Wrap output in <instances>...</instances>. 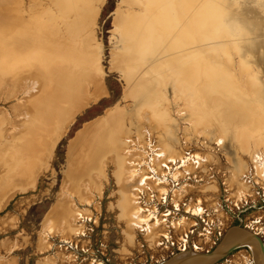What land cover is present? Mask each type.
Masks as SVG:
<instances>
[{"label":"rangeland","instance_id":"obj_1","mask_svg":"<svg viewBox=\"0 0 264 264\" xmlns=\"http://www.w3.org/2000/svg\"><path fill=\"white\" fill-rule=\"evenodd\" d=\"M2 18L0 264L264 242V0H0ZM209 264L256 261L244 242Z\"/></svg>","mask_w":264,"mask_h":264},{"label":"bare ground","instance_id":"obj_2","mask_svg":"<svg viewBox=\"0 0 264 264\" xmlns=\"http://www.w3.org/2000/svg\"><path fill=\"white\" fill-rule=\"evenodd\" d=\"M1 25H0V27H4L5 28V31H8L9 30V27H10V25L12 26V24L10 23L9 24V22H8V20L7 21H5L3 18H2V22L0 23ZM226 77V76H225ZM198 78H199V76H198ZM226 79L227 80H229V78L228 77H226ZM79 102V100L77 101V103ZM146 108V107H145ZM146 119V118H145ZM148 120V119H147ZM146 124V123H145ZM150 124H152V123H150ZM139 127V126H138ZM39 128V127H38ZM134 128V127H133ZM131 129V128H130ZM135 129V128H134ZM136 129H137V127H136ZM40 130V129H39ZM139 130V129H138ZM121 131V130H120ZM142 131V130H141ZM7 132H9V131H7ZM36 132V131H35ZM41 132V131H40ZM123 132V131H122ZM118 133V132H117ZM131 134V133H130ZM18 135V134H17ZM116 136V135H115ZM34 137V136H33ZM139 137V136H138ZM115 138V137H114ZM125 138V137H124ZM123 138V139H124ZM34 139V138H33ZM91 140V139H90ZM89 140V141H90ZM92 140H93V138H92ZM92 140H91V142H92ZM32 141V140H31ZM97 141V140H96ZM95 141V142H96ZM98 142V141H97ZM115 142V141H114ZM125 142V141H124ZM90 143V142H89ZM97 144V143H96ZM30 146V145H29ZM88 146H90L89 144H88ZM122 146H124V145H122ZM90 147H92V146H90ZM85 149V148H84ZM93 149V148H92ZM128 149V148H127ZM14 150V149H13ZM25 150V149H24ZM28 150H29V147H28ZM123 150V149H122ZM121 150V151H122ZM27 152V151H26ZM26 152H24V153H26ZM88 152H89V150H88ZM97 152V151H96ZM95 152V153H96ZM89 153H91V152H89ZM18 155V154H17ZM121 155V154H120ZM174 155V154H173ZM108 156V155H107ZM112 156V155H111ZM6 157V156H5ZM95 158V157H94ZM106 158V157H105ZM17 159V158H16ZM90 159H91V156H90ZM91 160H93V159H91ZM90 160V161H91ZM95 160H99L98 159V157H97V159H95ZM94 161V160H93ZM100 161V160H99ZM134 163V162H133ZM91 164V163H90ZM114 165V164H113ZM91 166H93L92 164H91ZM90 165H89V167L88 168H90L91 167ZM96 167V166H95ZM87 168V169H88ZM85 170V171H88V170ZM85 171H84V173H85ZM83 173V172H82ZM80 174V176L81 175H83V174ZM85 175V174H84ZM87 176V175H86ZM101 176V175H100ZM83 177H85V176H83ZM103 178V177H102ZM81 179V178H80ZM86 179V178H85ZM146 179V178H145ZM144 179V180H145ZM69 180V179H68ZM87 180V179H86ZM101 181V180H100ZM146 181V180H145ZM136 182V181H135ZM140 182V181H139ZM144 182V181H143ZM67 184V183H66ZM87 184V183H86ZM141 184V183H140ZM150 185V184H149ZM145 186V185H144ZM93 187V186H92ZM133 189V188H132ZM140 189V188H139ZM94 190V189H93ZM135 190V189H134ZM97 193V192H96ZM73 195V194H72ZM136 196V195H135ZM70 197V196H69ZM73 198V197H72ZM74 202V201H73ZM138 209V208H137ZM75 210V209H74ZM77 213V212H76ZM81 214V213H80ZM138 216H140V215H138ZM78 217V216H77ZM141 217V216H140ZM142 219V218H141ZM75 221V220H74ZM140 221V220H139ZM133 228V227H132ZM151 232V231H150ZM242 231L240 230V229H238V228H234V229H232L231 231H230V233L227 235V237H226V239L224 240V242L220 245V247H222V246H224V245H227L228 243H230V242H233V241H236V240H240L241 239V237H242ZM250 246H251V248H252V250H253V253H254V256H255V261H256V264H260V261H261V256H260V253H259V247H258V245H257V243L255 242V241H253V240H250L249 242H247ZM206 259H204L203 257H191V256H189V254H182V255H179V256H177V257H175V258H173L171 261H169V262H167L166 264H206Z\"/></svg>","mask_w":264,"mask_h":264},{"label":"water","instance_id":"obj_3","mask_svg":"<svg viewBox=\"0 0 264 264\" xmlns=\"http://www.w3.org/2000/svg\"><path fill=\"white\" fill-rule=\"evenodd\" d=\"M238 229H240L243 232L240 240L230 242L226 246L219 247L218 249H216L212 252H209V253L192 252V254H189V255H191V257H203L207 261L206 264H209V263H212L213 261L221 258L225 254L229 253L231 250H233L239 244L253 240L257 243V245L259 247V253L261 256L260 264H264V242L261 239V237L253 231H250L247 229H242L240 227Z\"/></svg>","mask_w":264,"mask_h":264},{"label":"clouds","instance_id":"obj_4","mask_svg":"<svg viewBox=\"0 0 264 264\" xmlns=\"http://www.w3.org/2000/svg\"><path fill=\"white\" fill-rule=\"evenodd\" d=\"M227 35H228V37H229L230 39L233 38V35H232L231 33L227 32Z\"/></svg>","mask_w":264,"mask_h":264}]
</instances>
